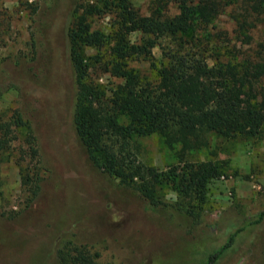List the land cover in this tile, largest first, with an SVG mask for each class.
I'll return each mask as SVG.
<instances>
[{
  "label": "rangeland",
  "instance_id": "rangeland-1",
  "mask_svg": "<svg viewBox=\"0 0 264 264\" xmlns=\"http://www.w3.org/2000/svg\"><path fill=\"white\" fill-rule=\"evenodd\" d=\"M130 1L147 14L157 0ZM225 1L207 26L206 46L242 71L264 43V3L255 10L250 0ZM166 8L175 12L171 3ZM70 10V0H0V120L11 122L19 113L31 134L14 132L9 159L0 162V264H70L78 252L92 264H199L205 251L264 208V127L252 136L210 134L205 147L182 155L158 134L133 135L140 145L136 159L160 173L150 204L92 166L76 137L65 34ZM110 20L109 12L92 15L90 28L106 34ZM77 46L84 56L105 49ZM152 53L160 57L157 47ZM130 64L147 73L146 61ZM93 68L90 78L104 87L116 82L99 65ZM199 162L218 166V175L203 194L176 192L166 174ZM178 225L190 229L187 236L172 233ZM214 264H264V219L238 231Z\"/></svg>",
  "mask_w": 264,
  "mask_h": 264
},
{
  "label": "trees",
  "instance_id": "trees-1",
  "mask_svg": "<svg viewBox=\"0 0 264 264\" xmlns=\"http://www.w3.org/2000/svg\"><path fill=\"white\" fill-rule=\"evenodd\" d=\"M250 1L255 10L264 3ZM167 3L174 5V13L168 12ZM70 4L65 34L74 85V132L92 166L139 192L150 204L155 205L152 195L160 173L136 159L140 145L133 135L158 134L167 146L178 145L182 155L205 147L210 134L252 136L264 127V43L257 46L256 60L242 71L236 63L208 52L214 46H206L207 26L225 0H157L147 14H140L130 0H70ZM104 11L111 14L106 34L92 30L89 22L92 15ZM131 33L137 34L135 41L130 40ZM77 44L105 49L84 56ZM153 47L159 49L158 59ZM135 59L147 62V73L130 64ZM95 65L116 79L111 87L90 78ZM11 119L0 120V162L9 159L14 132L31 136L28 122L19 113ZM177 169L166 178L183 195L191 189L203 194L207 181L219 173L210 162ZM21 178L23 184L29 182L28 176ZM37 191L34 183L33 195ZM263 219L264 208L229 233L223 244L205 251L199 264H214L238 231L248 225L257 227ZM178 228L172 232L175 236L190 232ZM68 257L63 256L64 262ZM69 263L92 264V260L78 252Z\"/></svg>",
  "mask_w": 264,
  "mask_h": 264
},
{
  "label": "clouds",
  "instance_id": "clouds-1",
  "mask_svg": "<svg viewBox=\"0 0 264 264\" xmlns=\"http://www.w3.org/2000/svg\"><path fill=\"white\" fill-rule=\"evenodd\" d=\"M173 199H175V195L174 194H173ZM119 219L120 218H118V217H113V222L118 223Z\"/></svg>",
  "mask_w": 264,
  "mask_h": 264
}]
</instances>
